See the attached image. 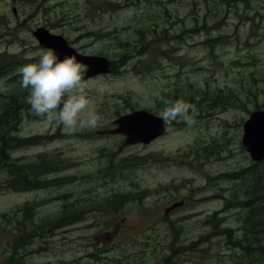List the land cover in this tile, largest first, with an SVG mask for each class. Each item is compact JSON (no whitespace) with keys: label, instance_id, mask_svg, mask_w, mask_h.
<instances>
[{"label":"rangeland","instance_id":"obj_1","mask_svg":"<svg viewBox=\"0 0 264 264\" xmlns=\"http://www.w3.org/2000/svg\"><path fill=\"white\" fill-rule=\"evenodd\" d=\"M110 1L119 6L108 7ZM103 7L106 10L98 13ZM206 11L207 7L197 0H0V14L12 21L8 36L0 41V53L18 52L24 46L28 47V56L37 53L33 32L38 27L63 34L71 41L79 31L91 29L103 30V37L92 41L97 43L95 51L103 50V55L112 59L126 53L132 59L130 67L122 69L117 77L87 79L88 94L94 100L91 107L100 116L96 127L66 129L58 123L27 118L30 122L25 128H39L44 136L52 138L43 143V148L23 153L43 152L42 158L56 156L68 161L64 172L51 177L74 178L70 183L43 189L42 207L35 215L44 219L60 213L65 203L61 195L89 211L80 223L29 245L26 264H160L171 248L176 249L181 264H238L242 255L235 242L244 238L243 213L236 211L225 217L226 225L233 228V240L222 237V232L213 233L212 226L203 222L204 216L184 220L181 209L169 220L177 232L166 224L170 216L165 215L166 209L183 197V180L190 185L212 186L217 182L211 178L214 172L229 170L232 163L241 167L248 164L250 158L241 144L243 125L249 111L256 110V105L264 106V0L237 2L216 15ZM69 15L74 18L71 22ZM2 24L0 21V27ZM149 29L157 34L151 36ZM184 30L189 34L185 33L183 40L177 37L161 43L164 36L182 35ZM207 38L216 40L213 47L204 44ZM140 41L145 42L135 44ZM162 45L173 48L175 60L159 56L155 57L156 69L142 73L133 70L141 61L135 56ZM7 83L15 82L0 76L1 91L5 92ZM175 89L195 105L196 113L190 112L193 125L178 118L149 145L127 146L120 137L96 135L97 130L133 109L159 116L163 109H159L158 99L165 92L176 94ZM205 91L209 96L232 94L235 101L217 109L207 102L209 98H201ZM57 134L60 138H54ZM214 151L217 158L212 155ZM132 156H151L152 160L124 170L112 166H122ZM216 159L221 164L214 168ZM24 196L0 193V222L5 221L2 215L19 213L25 203L38 197ZM119 200L121 205L117 204ZM101 205L108 208L106 212L94 211ZM214 205L219 207L220 203ZM203 236L208 239L196 246L193 239ZM14 238L10 231L2 240L10 248ZM181 246L189 250L182 251ZM243 260L249 262L248 258Z\"/></svg>","mask_w":264,"mask_h":264},{"label":"flooded vegetation","instance_id":"obj_2","mask_svg":"<svg viewBox=\"0 0 264 264\" xmlns=\"http://www.w3.org/2000/svg\"><path fill=\"white\" fill-rule=\"evenodd\" d=\"M84 1L89 2L90 0ZM116 4L119 5V3ZM14 9L16 10V7L13 8V14L17 18L18 10H16L15 13ZM102 11L103 8H100L98 13H101ZM3 17L4 16L0 14V21L1 23H3L0 27V41H3L1 39H3L6 34L8 36L9 30L11 28V25H9V23H12L10 18L7 17V19H5ZM73 19L74 18L69 15V22H71ZM21 24L22 23H19L18 26ZM79 32L81 33H79L77 38L72 41L67 40L63 34H60V36H63L66 39L69 47L74 49L80 56V58L78 57L77 59L82 61L83 64L87 67V71L83 74L84 80L87 81V79H103V77L111 76L117 77L118 74L121 73L122 69H127L130 67L132 59H129L126 53L123 56H118L112 59L109 56L103 55V50H100L101 52L94 50V44L97 43L93 44L92 41L97 37H103V30L85 29ZM150 35L154 36V33L150 31ZM35 40L38 43V40L36 38ZM144 42L145 41H140L139 43L135 44L141 45ZM26 49H28V47L24 46L18 52L12 53L9 50H5L4 52L0 53V56H2L0 57V65L1 63H4L5 79H7L8 82H15L10 84L7 83L4 87L6 89L5 92L0 90V101H4V109L0 106V160L2 158L5 159L4 168L2 171H0V193H4L7 195H11L12 193H14L16 195H25L24 197L34 195L38 197L31 203H25L19 213H9V215H2V218H4L5 221L0 222V225H3L4 229L3 231H0V264H26V260L28 259L27 251H29V245H35L37 242H39L40 239L43 240L42 218L38 219V215H35L38 209L42 207L43 202L40 198L41 192L44 189L43 180L45 177L43 172V152L38 154L32 151L30 153H23V151L31 150L34 148H43V143H46V141L51 139L52 137L44 136L39 128L33 129L32 127H24L27 122H30V120H27L28 117L31 119H35V122H42L41 119L35 116V114L30 110V105L26 103L28 91L23 89L20 85V80L22 79V77L18 69L26 64L35 63V61L33 60L35 59L34 57L32 59L28 58V51ZM40 49L41 48L38 43L37 50L39 51ZM13 55L18 61L15 62V68L12 70L13 66L11 65V60ZM93 56L99 58L106 57L109 60L111 72L109 74H96L93 76H88V72L91 67L89 64L92 62L86 57ZM135 57L141 61L134 64L133 70L136 71V73H142L146 65L152 64L156 60L155 57L157 56L155 55L154 47H152L146 53L140 52V55ZM145 57H148V59H146ZM142 60H145V63H143ZM87 61H89L90 63L87 64ZM155 67L156 64L152 66L149 71L156 69ZM137 70H141L142 72H137ZM203 97L204 96L202 95L201 98ZM225 97L229 98L233 102L235 101V97L232 94L223 97L221 96V98ZM174 98H176L177 100L183 97L179 94ZM211 98L215 99L214 103H212L211 106H215L217 107V109H219L221 104H219L218 98L220 97L218 95H213L211 96ZM185 100L189 101L190 99L185 98ZM217 104L219 105L217 106ZM227 106L228 105H222L221 109H225ZM134 110L135 109H133V112ZM257 110L258 109L254 111ZM252 112L249 111L248 119ZM151 113L155 114L154 112ZM127 114L129 113L119 115L113 121L112 125L101 130H97L96 135L103 137H120L123 144L127 146L139 145H129L126 142L127 137L123 134L109 133V131L116 130L118 128V125L116 124L117 119ZM54 138H60V134H57ZM159 138H161V136L157 139ZM157 139H155L153 142H155ZM241 144L244 151L246 152L245 154L250 158L248 160V164L245 165L243 163V166L241 167L240 164H233L231 161L232 166H229V170L214 172V176H211V178L217 180V182L212 186H210L208 183L200 185H190L187 179L183 180V182H185V186L183 189V197L181 201L175 202L165 211L166 216L170 215L169 217H166V219H168V221L166 222L167 225L172 226L169 220L173 217L178 209H181L182 211H184V220H193L198 217L204 216L205 218L203 222L206 225L212 226L214 223H217L219 226H221L222 229H228L229 231L224 232L222 237H228L230 240H233V228L229 227V225H226L225 217L229 213L239 211L243 213L242 228L244 231V238L248 242L255 241L257 238H264V189H260L261 181L255 184L256 186L258 185L259 188L254 189V191L258 194V197L254 199L251 197V191H253L251 186L252 172L255 174V176H257V170L252 171V167L255 164H261L262 162H254L243 142H241ZM140 145L149 144L140 143ZM214 154V157L217 158L215 151L212 152V155ZM147 157H149L148 162H150L152 160V157ZM111 158L112 157L110 156L109 160ZM132 158L140 157H130V159ZM29 159L31 160L29 161ZM182 160L185 161L187 159L183 157ZM216 160L217 162L214 168L221 164V161H218V159ZM250 160H252L253 163ZM112 166H114L116 170L120 169L115 163L112 164ZM65 168L67 167L62 168L61 171L54 174H61L65 171ZM57 178H59V176L55 177L54 179ZM255 178L258 179L257 177ZM215 203H220V206L216 207L214 205ZM176 204L180 205H178L174 210H171L169 213H167V210L172 206H175ZM28 212L31 213V218L35 219L37 222L26 220ZM253 226L254 232L252 234L251 229ZM35 229L36 231L34 232ZM10 231H12V233L15 235V238L11 247L8 248L6 246V242L2 239L10 234ZM230 234L232 235V237ZM238 239L241 240V238ZM193 240V242H196L199 240V238ZM261 259L262 258H260V260Z\"/></svg>","mask_w":264,"mask_h":264},{"label":"clouds","instance_id":"obj_3","mask_svg":"<svg viewBox=\"0 0 264 264\" xmlns=\"http://www.w3.org/2000/svg\"><path fill=\"white\" fill-rule=\"evenodd\" d=\"M33 57H38V60L20 67L18 71L22 77L20 85L28 91L26 103L35 116L44 123H58L66 129L96 127L100 116L91 107L94 100L88 94V81L83 78L87 67L74 55L60 59L52 48H41L28 58ZM164 104L159 116L165 127L178 118L188 126L195 123L194 104L183 98L165 100Z\"/></svg>","mask_w":264,"mask_h":264},{"label":"trees","instance_id":"obj_4","mask_svg":"<svg viewBox=\"0 0 264 264\" xmlns=\"http://www.w3.org/2000/svg\"><path fill=\"white\" fill-rule=\"evenodd\" d=\"M197 1H201L202 5H204V7H207V13L208 14H221V11L224 9L225 6H232L237 2H248V0H197ZM108 7H115V6H119L116 3L110 1L108 2ZM106 10L105 7H103V12ZM207 24V21L204 20V25ZM217 24V23H215ZM211 26V25H210ZM207 27H204V29H206ZM210 29V27H208ZM150 30V29H149ZM190 31L192 32H197L196 29H191ZM153 33L157 34L156 32L152 31ZM159 32V31H157ZM182 35H173V36H164L163 38H161V43H165V42H170V40H174V39H178L181 38L183 40V37L185 35V33L189 34V31L184 30L182 32H180ZM178 37V38H177ZM216 42L215 39L213 38H207L206 41L204 42V44L208 45V46H212L213 47V43ZM158 44V42H157ZM155 55L157 57L161 56L164 59H168V60H175L176 58L174 57V50L173 48H166V46L162 45L161 47H157L155 48ZM2 57V56H0ZM34 60V59H33ZM178 60H183V59H178ZM12 70L15 68V62L18 61L16 60L15 56H12ZM36 61V60H34ZM155 64H157V60H155L152 64L150 65H146L144 71H148L152 66H154ZM4 63H1L0 65V76L4 75ZM117 69V68H116ZM137 72H142L141 70H137ZM177 90V89H175ZM179 90V89H178ZM177 90L176 94H171L172 92H165L163 94V96L161 98L158 99V104L161 106L159 107V109H164L163 107L165 106L164 101L165 100H176V98L179 95V91ZM204 99L205 98H209L207 100V102H211L214 103L215 99L211 98L210 93H208L205 91L204 93ZM217 94V93H216ZM207 95V96H206ZM219 100V104L226 106L228 104V102L230 101L229 98L225 97V98H218ZM0 106L4 109V101H0ZM258 110L264 109V106H257ZM149 157L143 158H133L136 159L137 162L135 160H131L130 158H127L126 160H124L122 162V166L117 165V167L121 168V169H128L130 166H134L136 164H138L140 161H148ZM4 163H5V159L2 158L0 160V171L3 170L4 168ZM69 166L68 161L62 160V159H58L56 158V156L51 159V158H43V172H44V180H43V188L47 189V188H53L55 186H61L67 183H70L74 178H72L71 180L68 177L65 178H57L54 179L51 177L52 174L57 173L59 171L62 170V168ZM257 170V176H255V174L252 172V182H251V186H252V194L251 197L254 199L256 197H258V194L254 191V187L256 186L255 184L259 183L260 181V189H264V162H262L261 164H255L252 167V171ZM255 177H257L258 179H256ZM259 189V190H260ZM59 198L63 199L65 201V203L62 206L61 212L58 213L55 216L52 217H48V218H44L42 219V238L43 240H47L49 239V237H52L56 232H58L59 230H63L65 228H68L70 226L76 225L78 223H80V221L83 219V217L85 216V214L87 213V211H89V209H87L83 204H79L77 201L76 202H71L69 203V199L67 198V196L61 195ZM103 204L107 206V204L105 202H103ZM119 205L122 204V201H118ZM109 208V207H108ZM103 209V205H101V207H97L96 210L94 209V211H99L100 213H103L107 211V209ZM115 208V207H114ZM112 211H109L107 213L111 214ZM27 221H35L37 222L35 219L31 218V213L28 212L27 213ZM115 224V223H114ZM171 229L176 233L177 229L172 225ZM36 231V229L34 230V232ZM228 232V229H222L221 226H219L217 223L212 225V232L216 233V232ZM251 232L253 234L254 232V226L251 229ZM205 238L208 239L207 236H203L202 238H200L198 241H196L195 244H197L196 246L200 245L203 243L204 240H206ZM44 241V242H45ZM235 246L237 249L240 250L241 255L240 261L238 262V264H263L264 263V238L260 239L257 238L255 241L252 242H248L245 238H243V240H236L235 242ZM195 247V246H192ZM182 251L183 250H189V247H182ZM185 253V252H184ZM177 251L174 248L168 249L167 254L165 255V257L163 258L162 262H160V264H181L178 263L177 261ZM249 259L248 261H241V259ZM260 258H262L260 260Z\"/></svg>","mask_w":264,"mask_h":264},{"label":"water","instance_id":"obj_5","mask_svg":"<svg viewBox=\"0 0 264 264\" xmlns=\"http://www.w3.org/2000/svg\"><path fill=\"white\" fill-rule=\"evenodd\" d=\"M14 12L16 13L15 9ZM34 36L38 40L40 48L54 49L60 59H63L66 55H74L80 58L76 51L69 47L63 36L52 34L47 28L39 27L34 32ZM86 58L92 62L87 61V64L90 63L89 65L91 66L88 76L109 74L111 72L110 63L106 57L93 56ZM116 124L118 128L109 131V133L125 135L127 137L126 142L129 145L150 144L162 136L167 129L160 116L146 110L134 111L124 115L117 119ZM242 142L254 162L260 163L264 161V110H257L250 114L249 119L244 123ZM178 205L180 204L169 208L167 213L174 210Z\"/></svg>","mask_w":264,"mask_h":264}]
</instances>
